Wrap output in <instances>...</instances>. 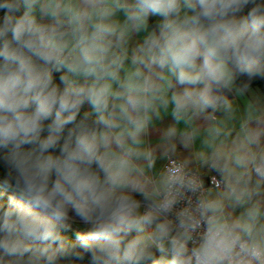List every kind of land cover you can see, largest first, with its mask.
<instances>
[{"label":"clouds","instance_id":"9594fccd","mask_svg":"<svg viewBox=\"0 0 264 264\" xmlns=\"http://www.w3.org/2000/svg\"><path fill=\"white\" fill-rule=\"evenodd\" d=\"M0 13V264H264L258 203L225 212L264 184V116L250 104L231 151L200 154L216 175L177 158L194 137L176 127L231 113L230 95L264 81V0H0ZM169 105L175 123L146 146Z\"/></svg>","mask_w":264,"mask_h":264},{"label":"crops","instance_id":"0c3cea01","mask_svg":"<svg viewBox=\"0 0 264 264\" xmlns=\"http://www.w3.org/2000/svg\"><path fill=\"white\" fill-rule=\"evenodd\" d=\"M116 19L123 21V14L118 13ZM142 35L143 34H141V37ZM141 37L132 36L129 40L127 45L129 57L132 49L136 46ZM125 64L126 66L130 65V60H126ZM229 99L232 101L233 110L231 113H227L223 109H220L214 113V118L206 123L197 120L190 128L187 127L183 121L176 125L178 131L191 132L194 137L192 146L189 150H184L177 145V158L181 160L185 158L192 160L193 163L191 165L196 166L205 176H207L208 172L199 167L200 154L203 153L205 156H210L217 147H221L225 152H230L233 147V141L236 140L238 136L242 135L241 125L246 118L248 106L250 104L254 106L259 115L264 116V92L257 87L249 86L248 91H246L244 95H231ZM171 110V105H169L167 109L160 107L159 118L153 116L150 124L151 136L150 138H146V146H155L158 144L160 142L158 139L159 130L175 123L171 115ZM251 126L255 127V124L253 123ZM215 129H219V134L216 133ZM164 162L165 160L158 159L156 168H162ZM237 171L242 172L243 170L237 169ZM255 179L253 175L251 183L247 186L248 188L255 187ZM241 187H244V185H241ZM223 190L224 186L218 189L213 188L211 190L212 197H216L217 194ZM245 199H247V197H245ZM252 203H258L262 213H264V184L260 186L259 195H254L252 199L243 206L232 207L231 202L225 200V212L232 219H236L241 217V214ZM260 223L264 224V215L261 216Z\"/></svg>","mask_w":264,"mask_h":264},{"label":"trees","instance_id":"16d2710c","mask_svg":"<svg viewBox=\"0 0 264 264\" xmlns=\"http://www.w3.org/2000/svg\"><path fill=\"white\" fill-rule=\"evenodd\" d=\"M0 15H2V13H0ZM57 82H58V80H57ZM242 82H243V78L241 80H238L237 81V84L239 85ZM250 86L257 87L259 90H261L262 92H264V81H262V80L257 79L255 81H253L250 84Z\"/></svg>","mask_w":264,"mask_h":264},{"label":"built area","instance_id":"2783aa9c","mask_svg":"<svg viewBox=\"0 0 264 264\" xmlns=\"http://www.w3.org/2000/svg\"><path fill=\"white\" fill-rule=\"evenodd\" d=\"M166 165H167V161L165 160L163 166H166ZM190 167H191V170L193 171L194 174H200L201 173L200 170L196 166L190 165ZM207 175H216V174L215 173H207ZM217 178H219V177H217ZM205 183L207 184V181H205ZM223 186H224V184L222 183L220 185V188Z\"/></svg>","mask_w":264,"mask_h":264},{"label":"water","instance_id":"95a60500","mask_svg":"<svg viewBox=\"0 0 264 264\" xmlns=\"http://www.w3.org/2000/svg\"><path fill=\"white\" fill-rule=\"evenodd\" d=\"M230 96H231V95H230ZM230 96H229V97H230ZM229 97H228V98H229ZM206 181H207V180H206Z\"/></svg>","mask_w":264,"mask_h":264}]
</instances>
